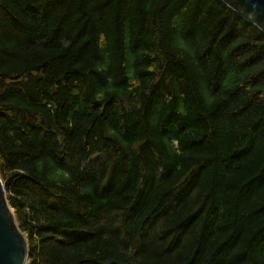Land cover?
<instances>
[{"label": "trees", "instance_id": "1", "mask_svg": "<svg viewBox=\"0 0 264 264\" xmlns=\"http://www.w3.org/2000/svg\"><path fill=\"white\" fill-rule=\"evenodd\" d=\"M0 176L27 264H264V31L222 0H0Z\"/></svg>", "mask_w": 264, "mask_h": 264}, {"label": "water", "instance_id": "2", "mask_svg": "<svg viewBox=\"0 0 264 264\" xmlns=\"http://www.w3.org/2000/svg\"><path fill=\"white\" fill-rule=\"evenodd\" d=\"M264 31V0H222ZM28 247L0 177V264H27Z\"/></svg>", "mask_w": 264, "mask_h": 264}, {"label": "rangeland", "instance_id": "3", "mask_svg": "<svg viewBox=\"0 0 264 264\" xmlns=\"http://www.w3.org/2000/svg\"><path fill=\"white\" fill-rule=\"evenodd\" d=\"M1 177V176H0ZM6 193V192H5ZM6 198H7V194H6ZM27 263H28V259H27Z\"/></svg>", "mask_w": 264, "mask_h": 264}]
</instances>
